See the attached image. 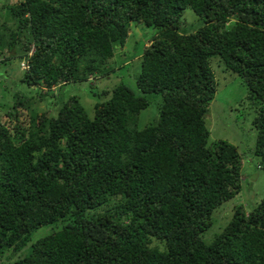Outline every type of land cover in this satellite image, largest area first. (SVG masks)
Segmentation results:
<instances>
[{
  "label": "trees",
  "instance_id": "trees-1",
  "mask_svg": "<svg viewBox=\"0 0 264 264\" xmlns=\"http://www.w3.org/2000/svg\"><path fill=\"white\" fill-rule=\"evenodd\" d=\"M185 9L196 29L181 28ZM7 11L17 30L2 27L0 51L4 33L5 49H35L19 82L42 86L38 99L60 88L54 112L25 119L17 106L28 100L17 97L11 123L0 119V264H264V199L234 207L202 239L239 191L242 154L225 132L237 138L248 124L264 171V0H21ZM131 23L150 41L134 47L139 71L128 84L110 59ZM212 58L239 78L251 110L236 113V126L223 106L221 137L205 122ZM86 81L91 115L68 96ZM154 97L157 116L139 128Z\"/></svg>",
  "mask_w": 264,
  "mask_h": 264
},
{
  "label": "rangeland",
  "instance_id": "rangeland-1",
  "mask_svg": "<svg viewBox=\"0 0 264 264\" xmlns=\"http://www.w3.org/2000/svg\"><path fill=\"white\" fill-rule=\"evenodd\" d=\"M19 1L21 0H0L1 34L3 33L2 27L7 30H17L16 23L9 18V12L7 10L9 6H12L15 3L17 4ZM180 20L181 28L196 29L200 25L197 16L190 9H185L182 12ZM230 22L232 23V21ZM225 26L230 28L227 24ZM149 33L150 31L146 30L142 24L131 23L129 26L128 36L123 47L119 50V52L114 54L113 58L110 59V62L112 63L111 66H114L116 69L118 67L121 68L120 70H117V74L121 76L125 75L124 81L128 84L134 83L135 77L139 71L140 60L136 57V50H134V47L138 45L139 41L148 43ZM26 39L27 37L24 39L20 38V41L23 42L26 41ZM8 40L7 33H4V37L2 39L4 46H6L5 44ZM4 46V50L1 49L0 51V119L5 123H11L8 116L9 107L16 103L17 97L28 100L24 107L17 106L18 110L21 111V114L25 117V119L29 116L39 115L43 111L54 112L55 105L53 104V101L58 93L60 85L55 84V86L51 89L55 94L53 98L38 99L40 90L43 89L41 90V94L45 91L42 86H38V88H40L39 90L34 87L28 88L19 82V78L25 73L20 69L19 62L23 59L22 54L27 51L26 49L33 48L32 45L29 44V46L26 47L24 43L22 45L21 42H17L12 48H9L10 50L5 49ZM9 56L10 58L5 60V58H8ZM208 66L215 82V89L213 100L209 105V111L205 116V122H210L207 127H210L209 129H211L212 124H214L215 129H218V131L223 130L218 122V116H220L223 106H226L228 109L226 114L237 119L236 126H241L244 124L243 120H241L236 113L239 112V114L242 115V118H244L242 112H244V114L251 113L247 102V90L235 74L225 69L223 63L219 59H210ZM124 69L125 71L123 72ZM111 76H114V74L112 73ZM108 81H110V78L106 77L104 82L110 83ZM101 82L102 81L98 80L97 86ZM90 83H92V81L82 82L80 83L78 90L76 89L73 91V89H69L70 91L68 93V96L75 95L76 97H79L82 102H84L85 109L88 111L89 115L92 113V101L87 94V85ZM158 102L159 100L157 98H152L149 106L139 113L137 117L139 128L145 127L156 118V105ZM215 111H217L216 114ZM247 125L244 124L243 130L239 133L240 136L237 138H234L230 132H225L224 134L225 139L230 142L231 145H237L238 151L242 154L239 172V191L231 198V200L224 202L213 211V225L203 234L202 237L204 243L206 244H209L214 235L218 234L222 230V226L231 217L234 207L241 206L242 209L249 210L253 204L264 199V171L259 169L258 158L253 155V141L251 140V136L243 133L245 129L248 131L252 129ZM218 134L221 137L223 133L219 131ZM105 209H109V206H100L97 211ZM89 214H92V212ZM47 228H50V226ZM47 228L40 227L35 232V236L37 237L39 234H42L47 230ZM247 237L249 240H253L254 237H256V230H251ZM156 245H158V249H161L160 244H152V246ZM250 251L251 250L248 252Z\"/></svg>",
  "mask_w": 264,
  "mask_h": 264
},
{
  "label": "clouds",
  "instance_id": "clouds-1",
  "mask_svg": "<svg viewBox=\"0 0 264 264\" xmlns=\"http://www.w3.org/2000/svg\"><path fill=\"white\" fill-rule=\"evenodd\" d=\"M188 33H189V31H187L185 34H188ZM149 41H148V43H149ZM148 43H145V45L148 44ZM34 50H35L34 47L31 48V49L28 48L27 51L22 54V58L23 59L20 60L19 67L25 73L29 70L28 61H29L30 57L33 55Z\"/></svg>",
  "mask_w": 264,
  "mask_h": 264
}]
</instances>
